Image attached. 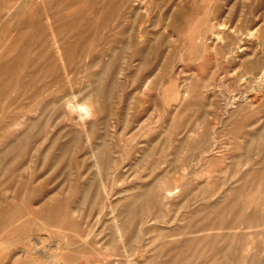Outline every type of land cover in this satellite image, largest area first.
<instances>
[{
	"label": "rangeland",
	"instance_id": "obj_1",
	"mask_svg": "<svg viewBox=\"0 0 264 264\" xmlns=\"http://www.w3.org/2000/svg\"><path fill=\"white\" fill-rule=\"evenodd\" d=\"M263 70L264 0H0V264H264Z\"/></svg>",
	"mask_w": 264,
	"mask_h": 264
},
{
	"label": "bare ground",
	"instance_id": "obj_2",
	"mask_svg": "<svg viewBox=\"0 0 264 264\" xmlns=\"http://www.w3.org/2000/svg\"><path fill=\"white\" fill-rule=\"evenodd\" d=\"M257 73V74H256ZM255 74L256 75H252L253 77H254V79L255 80H257V83L259 84V85H261L262 87H264V70L262 71V72H260V73H258V72H256ZM261 90H262V88H261ZM255 98V97H254ZM255 100H256V98H255ZM257 101V100H256ZM92 102V101H91ZM84 103H86V102H84ZM80 104V103H79ZM78 106H79V108H78ZM77 108H78V110L80 109V113L81 112H84L85 114H89L90 113V107L88 106V105H85V104H80V105H77ZM97 108V107H96ZM97 110V109H96ZM100 112V111H99ZM83 114V113H82ZM105 119V118H104ZM105 123V122H104ZM169 190V188L167 189V191ZM171 190V189H170ZM145 191H147V190H145ZM168 192H170V194H171V191H168ZM167 193V192H166ZM141 194V193H140ZM149 194V193H148ZM172 195V194H171ZM166 196H167V194H166ZM135 198V197H134ZM141 198V197H140ZM139 199V198H138ZM128 207V206H127ZM131 208V207H130ZM116 219V218H115ZM116 224H117V222H115ZM122 228H123V226H121ZM120 227V228H121ZM119 230V229H118ZM119 231H121V230H119ZM118 231V232H119ZM141 231V230H140ZM227 246V245H226Z\"/></svg>",
	"mask_w": 264,
	"mask_h": 264
}]
</instances>
